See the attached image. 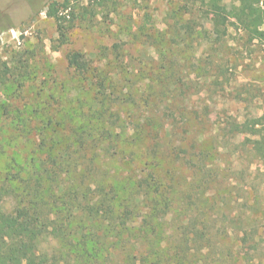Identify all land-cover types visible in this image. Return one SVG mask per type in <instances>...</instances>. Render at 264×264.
Returning <instances> with one entry per match:
<instances>
[{
	"label": "rangeland",
	"instance_id": "obj_1",
	"mask_svg": "<svg viewBox=\"0 0 264 264\" xmlns=\"http://www.w3.org/2000/svg\"><path fill=\"white\" fill-rule=\"evenodd\" d=\"M220 17L202 0H0V207L63 227L42 252L82 234L101 239L81 264H176L180 245L182 264H264V36ZM140 177L172 202L156 237V220L119 236L88 215Z\"/></svg>",
	"mask_w": 264,
	"mask_h": 264
},
{
	"label": "trees",
	"instance_id": "obj_2",
	"mask_svg": "<svg viewBox=\"0 0 264 264\" xmlns=\"http://www.w3.org/2000/svg\"><path fill=\"white\" fill-rule=\"evenodd\" d=\"M202 2L210 10L221 15L220 21L223 25L228 23L229 18H238L243 21L251 33L261 37L264 36V32H261L262 28L264 29V0H230V4H225V0H202ZM67 59L69 66L80 73H85L90 68L89 60L80 52L69 53ZM160 186L163 187V184L158 183L156 180H150L148 183L145 177H140L137 181L138 189L130 199V203L121 205V208L118 207L120 210L117 212L115 211L117 206L114 202L116 197H112L114 198L112 199L106 195H102L91 205H87L85 209L90 217L100 222L99 225L105 231L115 230L119 236H122L124 231H130L131 229L142 235L143 229L146 226L147 228L150 227L149 224L156 220L155 226L151 227L152 229H149L146 233L156 237L159 233L160 222L169 218L172 212L170 208L172 202L163 194ZM139 194L143 196L142 200L145 201L143 208L147 210V217L140 226L133 227L135 219L129 218L127 223L124 219L126 215L133 214L130 207L138 202L134 197L139 196ZM144 198L146 199L144 200ZM47 218L48 215L46 216L43 212L40 213L35 209L31 212L30 209L23 207L18 209L15 214H11L0 207V264H81V260L86 259V256L92 252L87 247L86 240L89 239H91L90 242L94 241V251H98V242L100 243L101 238L96 237L97 235L94 237L90 235L89 238V235L81 234L73 249H67L60 258L48 252H42L40 246L46 238L58 234H60V238H64L63 227H54L47 224L45 222ZM169 236L174 235L169 234ZM175 246L177 248L179 245ZM180 247L181 245L178 247V251H175L172 255V260H177L176 264L183 263L182 256L180 257L178 254ZM147 258L148 255L142 258L143 264L144 262L145 264H162V259L159 257L149 262L146 261ZM166 264H171V262H166Z\"/></svg>",
	"mask_w": 264,
	"mask_h": 264
}]
</instances>
